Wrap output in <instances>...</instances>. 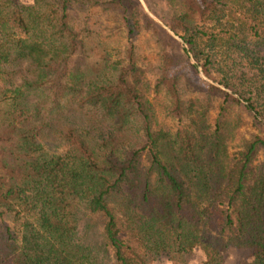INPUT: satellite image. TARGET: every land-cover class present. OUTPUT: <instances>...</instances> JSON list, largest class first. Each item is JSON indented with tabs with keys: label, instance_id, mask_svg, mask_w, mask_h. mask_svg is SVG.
I'll return each mask as SVG.
<instances>
[{
	"label": "trees",
	"instance_id": "trees-1",
	"mask_svg": "<svg viewBox=\"0 0 264 264\" xmlns=\"http://www.w3.org/2000/svg\"><path fill=\"white\" fill-rule=\"evenodd\" d=\"M76 1L104 17L0 0V264H187L194 247L228 264L229 245L248 252L232 264H264V134L227 152L234 107L264 128V0H164L182 44L162 48L152 87L172 130L133 45L112 60L100 43L109 21H154L122 0Z\"/></svg>",
	"mask_w": 264,
	"mask_h": 264
},
{
	"label": "rangeland",
	"instance_id": "rangeland-1",
	"mask_svg": "<svg viewBox=\"0 0 264 264\" xmlns=\"http://www.w3.org/2000/svg\"><path fill=\"white\" fill-rule=\"evenodd\" d=\"M20 1L29 2L30 0ZM74 1V6L77 7L78 10H71V13H76V16L82 15V13L86 11V8H88V10H92L93 12H97V10H99L95 9V7H88L85 2L83 4H79L76 0ZM122 1L128 6H138L141 12L145 13L154 21V27L147 24V21H142L138 29L127 31L125 27H118L114 24V22L109 21V24H106L99 30L101 33L100 43H102L107 56L112 60L121 57L124 54V48L128 44L133 45L135 60L137 64L144 68L145 76L150 85L147 99L153 110V118L158 124L164 125L172 130L178 124V119L165 113L163 109L165 97L163 93L156 94L152 87L155 77L158 74V62L162 48L164 47L170 49L171 52L180 53V49L176 41L178 40L180 44H182L180 38L168 29L162 20V18H164V14L168 11L169 6L164 0ZM99 15L104 17V12L99 10ZM190 60L193 61V59ZM20 66L21 68H24V64ZM24 72H26V70ZM15 80H19V77H16ZM236 113H239L240 119L237 122L232 138H230L227 143V152L229 156H231L237 148L241 137H247L249 133L253 132H261L264 134V128L258 129L247 111L239 110V108L234 107L229 113L230 118H233L232 121H234ZM76 114L78 115L77 112ZM208 114L212 117L215 114V109L211 107ZM75 118L78 120L77 117ZM261 158L262 150L259 149L258 160H261ZM247 253V249L229 245L223 253V260L228 264H232L236 260L246 257ZM184 257L187 264H201L202 253L198 248L194 247L185 251ZM157 264H171V262L165 257V254H162Z\"/></svg>",
	"mask_w": 264,
	"mask_h": 264
}]
</instances>
